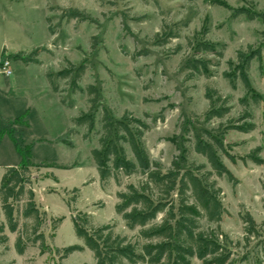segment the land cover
<instances>
[{"label":"rangeland","instance_id":"rangeland-1","mask_svg":"<svg viewBox=\"0 0 264 264\" xmlns=\"http://www.w3.org/2000/svg\"><path fill=\"white\" fill-rule=\"evenodd\" d=\"M221 3L264 13V0H0V131L5 133L0 141V180L7 167L21 162L9 135L26 144L32 143L30 134L47 135L49 141L53 140L37 146L31 165L33 188L34 183L39 185L37 204L42 211V205L48 211L42 232L51 251L42 252L39 245H30L20 256L15 248L17 235L6 230L9 242L0 247V264H96L94 253L88 248L65 260L56 252L57 248L84 246L75 232L72 214H90L96 226L112 224L118 234L132 237L137 233L130 232L117 215L116 194L127 184H138L140 177H124L120 188L114 181L102 184L91 155L99 147L97 132L101 131L103 109L114 120L129 114L128 117L149 124L146 147L164 171L171 167L175 157L181 156L183 139L190 138L193 130L200 134L203 129L218 130L214 133L218 136L238 120L243 112L240 99L245 91L241 85L237 91L232 90L223 73L228 70L229 61H237L238 51L257 47L262 42L264 26L244 17L233 19L231 11ZM75 8L89 20L62 18L64 11ZM164 27L167 32H179L180 37L160 47L156 45V34ZM204 28L208 30L207 40L218 48L225 46L224 58L204 54L202 57L211 62V75L190 79L189 73L181 69L194 57L189 40L195 42ZM178 46L182 47L179 52ZM36 48L43 50L38 57L41 65H26L13 58L18 54L28 55ZM68 63L86 64L87 72L79 86L86 89L95 85L99 91L101 107L96 127L86 140L85 128L66 126L69 117L75 118L89 108L86 94H73L70 83L57 77ZM6 67L13 71L11 77L4 72ZM48 72L53 74L54 83L72 109L63 110L56 105L57 96H53ZM249 76L253 88L264 98V50L261 63H252ZM208 87L229 97L233 108L223 120L210 124L206 122L210 106L205 96ZM29 107L35 111L27 112ZM249 111L256 124L255 131L247 134L228 131L224 135V144L235 162L220 154L236 182H230L227 177L214 179L222 189L221 201L226 210L221 230L233 242L236 264H264V103L256 105L250 101ZM22 114L29 123L33 121L34 129L26 134L28 137H22L20 131L25 120L20 125L13 122ZM187 146L192 152L190 161L206 164L210 170L207 161L193 152L190 143ZM259 147L262 164L246 158ZM45 162L69 169L43 167ZM53 173L59 176L61 184H54L53 179L45 180ZM41 186L46 188L43 196ZM246 214L257 224V235L248 239L242 221ZM61 217L65 219L54 231L53 222ZM3 221L0 201V225ZM24 223L20 218L21 227ZM193 264L203 263L193 259Z\"/></svg>","mask_w":264,"mask_h":264},{"label":"trees","instance_id":"trees-1","mask_svg":"<svg viewBox=\"0 0 264 264\" xmlns=\"http://www.w3.org/2000/svg\"><path fill=\"white\" fill-rule=\"evenodd\" d=\"M221 5L231 11L233 19L244 17L251 22L259 21L264 26V13L255 12L248 7L234 9L226 4ZM62 18L67 21L89 20L76 8L64 11ZM165 29L164 27L156 34L157 46H166L180 37L179 32H167ZM207 34L208 30L204 28L200 38L195 42L189 40L194 57L185 62L181 72H188L190 79L211 75V62L202 57L204 54L224 58L225 46L218 48L217 44L206 39ZM262 38L257 47L249 46L245 51H238L237 61H229L228 70L223 73L232 90L237 91L241 85L245 91V96L240 99L243 112L238 120L226 126L223 134L218 136L214 134L218 130L203 129L201 134L193 130L190 138L183 139L182 154L173 159L168 170L164 171L151 158L146 147L145 135L151 129L149 124L140 118L128 117L129 114H125L121 120H114L106 109L102 110L101 131L97 132L99 147L93 149L91 155L102 184L114 181L120 188L124 185V177H140L138 184H127L116 194L117 215L130 232L137 233L132 237L118 234L112 224L96 226L90 214H72L75 232L83 240L84 246L57 248L56 252L61 260L88 248L94 253L96 264H193V259L203 264L237 263L232 249L233 242L221 230L226 210L221 201L222 189L214 178L227 177L230 182H236L234 175L220 158L222 154L235 162L224 144V135L228 131L247 134L256 130L253 115L249 111L250 101L258 105L264 103V98L253 88L249 73L254 61H262L264 31ZM181 49L178 46L177 52ZM42 51L36 48L28 55L18 54L13 58L26 65H41L38 57ZM68 64L57 77L70 83L73 94L87 95L88 110L72 119L74 127L87 130L83 136L86 140L96 127L97 113L101 107L99 91L95 85H89L86 89L79 86L87 72L86 64ZM47 77L53 92L59 95L61 104L72 109L73 106L67 104L59 87L54 83L53 74L48 72ZM205 96L210 105L206 113L207 123L223 120L232 112L230 98L223 96L219 90L208 87ZM26 117L22 115L13 122L20 125L19 122L25 120L24 127H30ZM4 136L5 133L0 131V141ZM9 137L16 146L21 162L18 166L7 167L0 180L1 210L5 218L0 225V247L9 242L6 234L8 230L17 235L15 248L18 255L23 256L30 245H39L42 252H50L51 247L42 232L43 226L47 224L48 214L37 204L33 190L31 165L34 163V144H26L24 141L18 143L13 135ZM187 143H190L194 153L207 161L210 170L206 164L190 161L192 152ZM260 152L259 147L246 158L262 164L263 160L258 156ZM43 167L69 169L58 163L47 162ZM20 218L25 220L23 227ZM64 219L61 217L53 222L54 231L60 228ZM242 221L247 239L257 235V224L250 214L242 216Z\"/></svg>","mask_w":264,"mask_h":264},{"label":"crops","instance_id":"crops-1","mask_svg":"<svg viewBox=\"0 0 264 264\" xmlns=\"http://www.w3.org/2000/svg\"><path fill=\"white\" fill-rule=\"evenodd\" d=\"M12 75H13V71H12ZM11 75V76H12ZM10 76V77H11ZM53 91V90H52ZM53 93V96L55 97V96H57L56 97V99H55V103H56V105H59L58 107H60V108H62L63 110H67V108L66 107H64L62 104H61V102H60V98L58 97V95L57 94H55L54 92H52ZM59 103V104H58ZM31 112L32 113V111H35V108H33V107H29L28 108V110H27V112ZM40 112V111H39ZM34 113V112H33ZM40 113H43V110L40 112ZM22 115H25V114H22ZM21 115V116H22ZM20 117V116H19ZM18 118V117H17ZM16 118V119H17ZM72 117H69V120H68V125H66L67 126V128H69V129H72L73 128V124H72ZM30 127H22L21 129H20V131H21V134H22V137L25 135L26 137H28L26 134H28L29 132H31L33 129H34V125H33V121H32V119L30 120ZM29 139H31L32 140V143H30V144H34V148H33V151H34V156H35V151H36V149H37V146L39 145V144H41L42 142H52L53 143V140L52 139H50V141H49V139H48V137H47V135H34V134H30V136L28 137ZM36 164V163H35ZM60 165H62V164H60ZM50 179H53L54 180V184H61V182H60V178H59V176H57V175H55L54 173H53V176H51L50 175V178H47V179H45V180H50ZM39 183H43V180L41 181H38ZM37 186H39L38 185V183L36 182V183H34V188H33V190H34V192H35V195H36V198H37ZM49 187H53V185L52 186H49ZM41 188V194H42V196L46 193V188H44L43 186H41L40 187ZM55 192H56V190H55ZM37 201V200H36ZM117 201H118V199H117ZM40 203V202H39ZM118 203V202H117ZM40 205H42L41 203H40ZM42 207H43V211H46L47 213H48V211L46 210V208L42 205Z\"/></svg>","mask_w":264,"mask_h":264},{"label":"built area","instance_id":"built-area-1","mask_svg":"<svg viewBox=\"0 0 264 264\" xmlns=\"http://www.w3.org/2000/svg\"><path fill=\"white\" fill-rule=\"evenodd\" d=\"M7 67H9V63L6 64ZM6 67V70L4 71L8 76H11L12 75V71L10 70V68H7Z\"/></svg>","mask_w":264,"mask_h":264}]
</instances>
